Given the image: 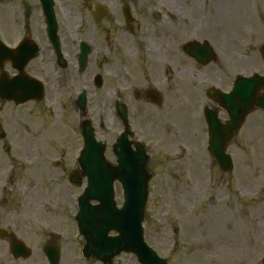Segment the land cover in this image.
<instances>
[{
	"label": "flooded vegetation",
	"instance_id": "af4514ba",
	"mask_svg": "<svg viewBox=\"0 0 264 264\" xmlns=\"http://www.w3.org/2000/svg\"><path fill=\"white\" fill-rule=\"evenodd\" d=\"M252 37H264V0H0V264H140L127 253L87 257L75 222L78 208L62 201L69 197L67 186L56 187L47 170L32 181L11 175L9 165L39 162L37 150H46L43 163L53 166L57 133L70 127L69 117L57 118L52 104L46 108L47 98H73L79 131L83 117L77 98H107L96 116L90 114L95 138L106 149L122 134L126 113L133 149L157 147L173 161L187 154L186 148L202 153L205 116L227 118L210 89L229 95L239 76L257 74L252 98H264L261 43L253 60L245 54ZM193 42L202 49L209 44L215 60L205 63L206 52L195 58ZM15 98L44 99L19 103ZM60 146L65 157L69 148ZM75 146L79 154L82 139L77 137ZM64 157L59 165H66ZM111 160L114 166L112 150ZM56 197L60 206L54 205ZM224 246L225 241L209 245L202 262L260 264V244L252 254L248 244L238 245L242 248L233 255ZM157 247L167 264H197L195 249L164 241Z\"/></svg>",
	"mask_w": 264,
	"mask_h": 264
},
{
	"label": "rangeland",
	"instance_id": "374dc122",
	"mask_svg": "<svg viewBox=\"0 0 264 264\" xmlns=\"http://www.w3.org/2000/svg\"><path fill=\"white\" fill-rule=\"evenodd\" d=\"M8 8L9 5H6L5 9ZM247 41L253 50L259 41L264 42V38L252 37ZM246 53L253 59V52L247 49ZM53 99L47 98L46 108L52 104L57 111V118L62 116L65 120L66 117L68 121L69 117L71 129L66 133H57L51 162L57 165L62 161L65 152L60 146L62 142L64 148H69L63 161L66 165L54 166L49 171L43 163L46 150H37L39 162L33 161V168L25 171L22 177H28L32 181L31 176L42 178L43 171L47 170L54 179L60 176L63 182L57 187H64L65 178L77 169L72 157L77 152L75 145L78 135L74 130L78 117H75L76 112L71 106L73 98H63L62 101ZM105 99L107 100L87 98L89 115L96 116L99 105ZM99 115L102 114L99 112ZM56 128L55 124L54 131ZM261 133H264V124H259L256 115H250L228 148L234 168L227 174L221 173L201 150L186 148V152H189H182L179 160L173 161L165 159L157 147L151 148L148 152V169L153 172V178L148 187L145 220L142 224L145 239L158 250V241L168 244L171 239L181 240L182 245L187 246L186 250H196L197 264H205L202 261L206 260L208 246L218 245L220 241L227 242L224 247L229 255L239 253L242 247L237 249L238 245L248 244L246 249L250 254L254 249L260 250L259 244H264V136ZM33 155L35 153L31 151L30 157ZM66 157L70 158V162ZM109 158L108 153L107 159ZM77 189L79 188H70V197L65 199L70 205L73 204V197L78 194ZM116 201L118 204L122 202L120 194L116 195ZM254 242L258 244L257 248L249 246Z\"/></svg>",
	"mask_w": 264,
	"mask_h": 264
},
{
	"label": "water",
	"instance_id": "95a60500",
	"mask_svg": "<svg viewBox=\"0 0 264 264\" xmlns=\"http://www.w3.org/2000/svg\"><path fill=\"white\" fill-rule=\"evenodd\" d=\"M252 82L251 80L247 81L249 84ZM249 86H246V89H249ZM233 94L234 98L233 95L230 98H223L225 109L230 114L229 120L224 125H221L213 117L209 123L210 154L223 171L232 169L231 160L229 155L225 154V148L232 140L235 132L240 128L251 107L249 100L252 98H245L246 102L242 105L240 104L239 107L238 101L243 99L237 98L238 93ZM261 103V108L264 110V98H262ZM78 104L80 109L84 111L85 99L80 98ZM83 134L89 138L86 139L85 149L81 153L80 165L82 176L87 177L88 185L86 194L79 200V205L82 208L86 206L85 217L86 215H91L90 219L87 220V226L84 228L86 233H90L89 236H86L89 249L102 245L101 248L113 250V254H118L121 251L133 252L145 264H163L156 258H152V256L150 259L145 258L146 254L153 255V252L150 249L148 250L143 243L141 227L147 198V183L150 179V173L146 169L148 158L144 150L137 148L136 151H133L126 135H124L115 145L118 165L114 171L106 161L104 162L103 146L94 143L93 136L89 135L88 122L83 126ZM114 179L122 181L125 187L123 207L117 211L115 210V212L113 211V196L110 187ZM106 183L109 184L107 191H102L100 188ZM90 200H98L99 204L95 207H90ZM89 208L91 211H88ZM110 208H112V212H109L108 209ZM81 223L80 221L79 224L82 229L83 224ZM98 230L99 232L96 233ZM101 230L103 231L102 235ZM111 230L118 232V236L107 237L106 233Z\"/></svg>",
	"mask_w": 264,
	"mask_h": 264
}]
</instances>
